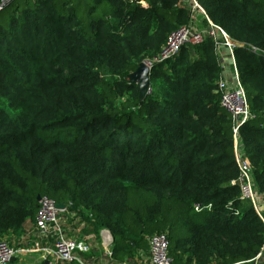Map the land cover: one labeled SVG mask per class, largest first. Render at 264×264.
I'll return each mask as SVG.
<instances>
[{"label":"trees","instance_id":"16d2710c","mask_svg":"<svg viewBox=\"0 0 264 264\" xmlns=\"http://www.w3.org/2000/svg\"><path fill=\"white\" fill-rule=\"evenodd\" d=\"M197 1L207 17L190 0H12L0 11V241L15 245L11 237L20 241L35 224L40 195L65 204L82 235L99 242L108 229L113 262L150 256L158 233L167 234L174 264L257 257L264 0ZM210 21L245 44L235 48V64L213 37L185 45L152 68L141 101L128 75L174 30ZM235 72L253 114L237 132L219 88ZM238 158L251 164L259 210L232 183ZM100 248L81 257L98 264Z\"/></svg>","mask_w":264,"mask_h":264},{"label":"built area","instance_id":"2783aa9c","mask_svg":"<svg viewBox=\"0 0 264 264\" xmlns=\"http://www.w3.org/2000/svg\"><path fill=\"white\" fill-rule=\"evenodd\" d=\"M12 0H2L0 2V11ZM192 3L194 12L202 13L207 17V13L204 8L199 4L197 0H190ZM196 19V17H195ZM213 37L219 52L220 48L227 46L232 61L235 64L234 50L236 47L245 45L244 43L233 40L221 27L215 25L210 21L209 27L201 28L197 23L191 25H184L174 30L168 37L167 43L162 48L161 52L152 59H147L144 62L152 70V68L161 62H164L170 58L177 56L182 47L188 44H201L205 41L206 37ZM251 49L258 52V49L249 45ZM235 80L230 81L228 77L224 76L219 81V88L221 91V104L226 108L235 119L236 127L238 128L251 117V109L246 98L245 90L238 79V74L235 72ZM238 162L241 167V175L238 180L233 181V184H239L241 187L240 199H251L256 208L261 205L262 196H259L253 187V175L251 164L245 158H238ZM233 202L229 203V206ZM58 203L47 196H44L39 201L38 212L35 218V231L40 239L53 241V249H44L47 257L53 258V264L60 261L64 264H88L81 257V253H90L95 247L99 246L97 239L94 235L90 234L84 237H71L68 236L61 214L66 210L65 208H59ZM211 205L205 208H210ZM204 207L200 204H196V210L201 211ZM259 210V208H258ZM106 236V254L111 256L113 237L110 231H105ZM170 240L165 233L154 234L150 238V262L151 264H174V258L169 253ZM19 253V249L14 245H11L7 240L0 241V264H13L11 261ZM126 264V263H125ZM248 264H264V244L260 253L249 261Z\"/></svg>","mask_w":264,"mask_h":264},{"label":"crops","instance_id":"0c3cea01","mask_svg":"<svg viewBox=\"0 0 264 264\" xmlns=\"http://www.w3.org/2000/svg\"><path fill=\"white\" fill-rule=\"evenodd\" d=\"M66 212V210L62 212L61 219L63 221V225L67 235L71 237L84 236L80 233L84 225L79 223V220H69V215H67ZM26 231L27 232L22 236L20 241H17V239L14 237H11L14 240V246L19 249V253L14 258L13 264H44L46 261H49V264H53V258L47 257V254L45 253L44 249H53L54 242L40 239L39 236H37L36 234L34 223H31V225L27 228ZM105 231L109 230L103 229L101 231L100 240L98 242L99 246L101 247L100 251L103 253L102 254L100 252L101 255L99 256L100 259L98 260V264H121L118 262L111 261V259H109V256L106 254L107 239H105ZM27 257L33 258L34 260H26ZM134 260V264H151L150 256H145L142 253H140V257H137ZM92 262H94V260H92Z\"/></svg>","mask_w":264,"mask_h":264},{"label":"water","instance_id":"95a60500","mask_svg":"<svg viewBox=\"0 0 264 264\" xmlns=\"http://www.w3.org/2000/svg\"><path fill=\"white\" fill-rule=\"evenodd\" d=\"M130 81L136 82L139 85V98L144 100L151 89V69L146 65L144 61L140 62L137 69L128 75ZM41 196H38V201L41 200ZM59 208H65V204L58 203ZM106 232H104V235ZM14 261V258L11 260ZM45 264H49V261H46Z\"/></svg>","mask_w":264,"mask_h":264},{"label":"rangeland","instance_id":"374dc122","mask_svg":"<svg viewBox=\"0 0 264 264\" xmlns=\"http://www.w3.org/2000/svg\"><path fill=\"white\" fill-rule=\"evenodd\" d=\"M102 254H103V253H102ZM107 257H108V256H107ZM28 259H29V260H34L33 258H28V257H27L26 260H28ZM102 260H103V259H102ZM104 260H105V257H104ZM102 262H103V261H102Z\"/></svg>","mask_w":264,"mask_h":264}]
</instances>
